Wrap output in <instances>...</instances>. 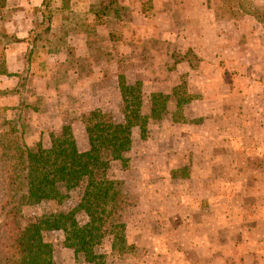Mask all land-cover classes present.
Segmentation results:
<instances>
[{
	"label": "rangeland",
	"instance_id": "1",
	"mask_svg": "<svg viewBox=\"0 0 264 264\" xmlns=\"http://www.w3.org/2000/svg\"><path fill=\"white\" fill-rule=\"evenodd\" d=\"M36 1L7 0L0 11V28L14 37L0 89L12 93L26 145L50 149L52 135L71 126L85 152L88 125L119 130L120 73L141 83L144 116L153 93L169 98L145 138L133 128L128 164L96 151L95 177L122 184L130 250L81 189L61 188L28 208L22 228L76 210L100 236L106 264H264V25L252 13L264 0H55L51 29L37 43L48 23ZM189 50L201 57L197 69L175 62ZM183 75L199 99L178 121L172 89ZM180 169L187 176L174 178ZM27 238L50 243L56 264H92L65 246L63 232Z\"/></svg>",
	"mask_w": 264,
	"mask_h": 264
},
{
	"label": "trees",
	"instance_id": "2",
	"mask_svg": "<svg viewBox=\"0 0 264 264\" xmlns=\"http://www.w3.org/2000/svg\"><path fill=\"white\" fill-rule=\"evenodd\" d=\"M54 1H43L42 24L48 23V26L42 34L36 33V43L51 29V5ZM6 4L7 0H0V11L6 8ZM147 10L149 9H143L144 13L147 14ZM252 13L264 25V9H252ZM13 39L5 28H0V76L10 75L8 47ZM176 57V64L187 62L192 69H197L201 63V57L192 50ZM182 79L172 89L178 121H185V106L199 99L190 90L187 76L183 75ZM118 84L126 104L124 123L119 130L104 123L88 125L86 131L90 149L85 152L79 150L71 126H65L58 135H52L50 149L44 148L41 143L34 147L26 145L23 141L22 123L12 116L14 108L8 103L12 93L0 89V264H56L50 243L42 240L32 244L28 241V232L40 235L44 231L63 232L65 246L73 249L77 256L82 255L92 264H106L104 254L99 253V246L102 244L100 236L94 234L89 225L78 222L76 210L40 216L36 223L29 225V231L22 228L26 210L58 194L61 188L67 191L81 189L83 201L87 199L99 202V221L103 226L110 224L111 230L117 231L123 249L126 247L125 252L130 250L126 240L122 184L95 177L96 151L100 147L106 148L113 160L128 164L126 151L133 143V128L138 127L142 138H145L149 132L150 119H160L167 112L169 97L162 92L153 93L151 115L144 116L138 105L141 83L138 81L131 84L120 73ZM173 176L185 178L187 174L180 169L173 171ZM105 233L101 236L102 239L106 236Z\"/></svg>",
	"mask_w": 264,
	"mask_h": 264
},
{
	"label": "crops",
	"instance_id": "3",
	"mask_svg": "<svg viewBox=\"0 0 264 264\" xmlns=\"http://www.w3.org/2000/svg\"><path fill=\"white\" fill-rule=\"evenodd\" d=\"M42 2H43V0H37L36 1V7L41 6Z\"/></svg>",
	"mask_w": 264,
	"mask_h": 264
}]
</instances>
